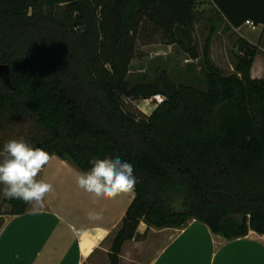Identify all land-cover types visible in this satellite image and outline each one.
<instances>
[{"label":"trees","instance_id":"16d2710c","mask_svg":"<svg viewBox=\"0 0 264 264\" xmlns=\"http://www.w3.org/2000/svg\"><path fill=\"white\" fill-rule=\"evenodd\" d=\"M210 1L230 27L264 25V0ZM197 2L0 0V63L12 73L11 85L0 77V144L10 125L30 117L34 131L24 140L83 172L93 159L133 165L136 196L113 240L111 264H120L127 240L146 235L137 231L141 221L184 228L197 219L228 240L264 234V79L251 74L258 46L243 39L228 74L208 44L201 88L177 84L167 71L135 86L128 80L145 23L198 57ZM157 95L165 99L149 116L123 102ZM3 188L0 230L4 216L30 206Z\"/></svg>","mask_w":264,"mask_h":264},{"label":"crops","instance_id":"0c3cea01","mask_svg":"<svg viewBox=\"0 0 264 264\" xmlns=\"http://www.w3.org/2000/svg\"><path fill=\"white\" fill-rule=\"evenodd\" d=\"M204 3L212 4L210 0ZM209 19L211 28H218L219 34H223L221 26L230 32H239L243 26L230 27L217 11ZM244 25L251 28L248 23ZM247 41L258 46L252 77L264 79V66L258 64L260 58L264 61L260 54L264 51V29L259 44ZM50 157L37 179L51 183L53 191L44 198L43 208L34 209L30 204L26 213L9 216L0 230V264H99L102 259L107 262L136 193L94 200L76 183L82 170L57 155ZM89 211L99 212L102 219L90 221ZM137 231L146 235L125 242L120 264H264V234L253 230L245 237L228 240L193 219L184 228H158L141 221Z\"/></svg>","mask_w":264,"mask_h":264},{"label":"rangeland","instance_id":"374dc122","mask_svg":"<svg viewBox=\"0 0 264 264\" xmlns=\"http://www.w3.org/2000/svg\"><path fill=\"white\" fill-rule=\"evenodd\" d=\"M196 9L198 17L192 30L194 36L192 43L196 46L195 53L198 57L192 58L190 52L176 43L174 38L164 29L153 23H145L137 40L135 55L131 61L128 79L131 86L145 81H153L163 71H167L177 84L194 85L201 88L204 87L202 55L208 44L210 57H214L213 60L220 64L216 65L228 74L235 71L243 39L252 40L259 44L263 27L257 26L254 30L248 25H243L239 32H230L229 28L221 26L223 34H219L218 28L212 29L209 23V18L215 15L216 11L213 4L208 3L206 5L204 0H198ZM53 11L62 16L60 8H55ZM179 37L181 38L180 35ZM225 39H227L226 44ZM186 40L188 41V39ZM225 45L227 50H225ZM260 54L264 56V51ZM258 64L264 66L262 58L259 59ZM164 99L163 95H157L151 99L123 98V102L126 110L144 117L151 115ZM33 129L34 122L30 117L13 123L8 128V132L0 144V149H3L4 144L11 139L29 138L33 134ZM2 160L3 155H0V162ZM4 218L7 221L9 216H4ZM99 264H111V260L109 258L106 262V259H102Z\"/></svg>","mask_w":264,"mask_h":264},{"label":"clouds","instance_id":"9594fccd","mask_svg":"<svg viewBox=\"0 0 264 264\" xmlns=\"http://www.w3.org/2000/svg\"><path fill=\"white\" fill-rule=\"evenodd\" d=\"M0 155H3L0 162L3 195L9 199H20L34 209L43 208L44 198L53 191V185L37 177L50 161V154L20 138L7 141ZM90 163L89 171L77 174L76 183L94 200H110L134 191L137 179L132 164L121 161L119 157L93 159ZM87 215L90 221L102 219L96 211H89Z\"/></svg>","mask_w":264,"mask_h":264},{"label":"water","instance_id":"95a60500","mask_svg":"<svg viewBox=\"0 0 264 264\" xmlns=\"http://www.w3.org/2000/svg\"><path fill=\"white\" fill-rule=\"evenodd\" d=\"M0 77H2L6 83L12 84V73L8 64L0 63Z\"/></svg>","mask_w":264,"mask_h":264},{"label":"built area","instance_id":"2783aa9c","mask_svg":"<svg viewBox=\"0 0 264 264\" xmlns=\"http://www.w3.org/2000/svg\"><path fill=\"white\" fill-rule=\"evenodd\" d=\"M246 23H248L253 29L257 28V25H255L252 21H247Z\"/></svg>","mask_w":264,"mask_h":264}]
</instances>
